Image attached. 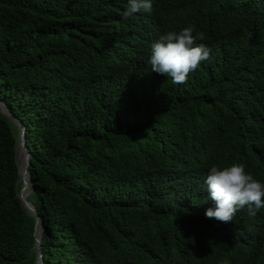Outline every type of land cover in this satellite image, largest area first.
<instances>
[{
  "label": "trees",
  "instance_id": "obj_1",
  "mask_svg": "<svg viewBox=\"0 0 264 264\" xmlns=\"http://www.w3.org/2000/svg\"><path fill=\"white\" fill-rule=\"evenodd\" d=\"M114 4L0 0V264L39 259L21 122L43 264H264V209L223 223L203 193L192 207L176 192L213 165L264 183V0H156V31L132 43L118 29L127 0ZM185 27L211 59L173 84L150 48Z\"/></svg>",
  "mask_w": 264,
  "mask_h": 264
},
{
  "label": "clouds",
  "instance_id": "obj_2",
  "mask_svg": "<svg viewBox=\"0 0 264 264\" xmlns=\"http://www.w3.org/2000/svg\"><path fill=\"white\" fill-rule=\"evenodd\" d=\"M103 1L107 5H115L114 0ZM118 4L122 5L121 2ZM158 8L156 0H127V9L123 12V16L119 17L118 26L124 39L132 43L135 42V35L138 32H146V29L151 30V33L155 32L156 30H153L155 28L150 23H155L154 12ZM205 38L203 32H196L193 27H185L178 32L165 31L151 44L148 60L151 72L171 78L173 84L186 83L189 74L194 72L201 62L211 59V49L206 44L198 42ZM262 133L264 134V131ZM242 145L245 150L250 149L247 142ZM260 145L261 143L253 145L256 150V154L253 155L262 156ZM192 185L193 189L180 194L178 187L177 195L183 199L184 204L194 207L190 198L200 192L203 193L204 199L199 203L208 218L229 223L241 209L246 208L248 215L252 217L256 216L259 210L264 209V183L246 172L243 164L234 163L223 168L213 165L207 177L196 176ZM210 199L215 201L214 209L208 207ZM219 264H230V262L222 260Z\"/></svg>",
  "mask_w": 264,
  "mask_h": 264
},
{
  "label": "water",
  "instance_id": "obj_3",
  "mask_svg": "<svg viewBox=\"0 0 264 264\" xmlns=\"http://www.w3.org/2000/svg\"><path fill=\"white\" fill-rule=\"evenodd\" d=\"M0 109L4 113H9V111L6 110L2 104H0ZM20 125L22 126V133H21L20 143H19V145L17 147L16 162H17V165H18V168H19V173L21 175V180H23V185H22V187H21V189L19 191V196H20V198L22 200L23 205L26 206L31 212H33L36 215V217H37L35 236H36V242L38 243L40 251H39V259L35 262V264H43V258H42L43 254H42V248H41V236H42V233H43L44 226H43V220H42L41 216L37 214L36 206L33 203H31L28 200V198H27V196H28V194L30 192V190H28L27 188L33 186L34 181L32 179V174H31V172L28 169V166L30 164L31 152L29 151V148L26 145V126L22 122L20 123ZM20 149L22 151H24V153H25L24 160H22L23 163H24L23 164L24 168H22V165H21L22 161H20L19 158H18V151ZM22 172L29 175V181L25 180L23 178ZM39 224H40V229H39V233H37V227H38Z\"/></svg>",
  "mask_w": 264,
  "mask_h": 264
},
{
  "label": "rangeland",
  "instance_id": "obj_4",
  "mask_svg": "<svg viewBox=\"0 0 264 264\" xmlns=\"http://www.w3.org/2000/svg\"><path fill=\"white\" fill-rule=\"evenodd\" d=\"M24 155H25L24 151H22V150L20 149V150L18 151V158H19L20 161L24 160ZM23 164H24V163H23V161H22V163H21L22 168H24ZM22 175H23V178H24L25 180H28V181H29V178H28L27 174H25V173L22 172ZM27 189H29V188H27ZM27 191H28V190H27ZM39 229H40V224H39L38 227H37V232H38V233H39Z\"/></svg>",
  "mask_w": 264,
  "mask_h": 264
},
{
  "label": "bare ground",
  "instance_id": "obj_5",
  "mask_svg": "<svg viewBox=\"0 0 264 264\" xmlns=\"http://www.w3.org/2000/svg\"><path fill=\"white\" fill-rule=\"evenodd\" d=\"M28 178H29V175L27 174Z\"/></svg>",
  "mask_w": 264,
  "mask_h": 264
}]
</instances>
